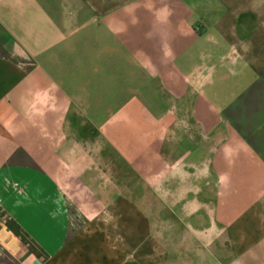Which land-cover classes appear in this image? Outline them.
Here are the masks:
<instances>
[{
	"label": "crops",
	"instance_id": "0c3cea01",
	"mask_svg": "<svg viewBox=\"0 0 264 264\" xmlns=\"http://www.w3.org/2000/svg\"><path fill=\"white\" fill-rule=\"evenodd\" d=\"M263 3L0 0V264H264Z\"/></svg>",
	"mask_w": 264,
	"mask_h": 264
},
{
	"label": "rangeland",
	"instance_id": "374dc122",
	"mask_svg": "<svg viewBox=\"0 0 264 264\" xmlns=\"http://www.w3.org/2000/svg\"><path fill=\"white\" fill-rule=\"evenodd\" d=\"M264 4V3H263ZM199 49V48H198ZM197 58L200 63H204L206 61V58H213L219 55V57H222V54H225V51H213V56H211V51L206 49H199L197 50ZM141 102L145 100L146 102H150L148 110L151 112L153 109L156 111H161L164 108H168L174 105H177L178 99H139ZM215 101V99H212ZM148 106V105H147ZM151 106V107H150ZM153 108V109H152Z\"/></svg>",
	"mask_w": 264,
	"mask_h": 264
}]
</instances>
